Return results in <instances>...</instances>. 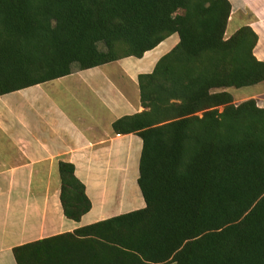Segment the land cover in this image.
<instances>
[{
  "label": "trees",
  "instance_id": "16d2710c",
  "mask_svg": "<svg viewBox=\"0 0 264 264\" xmlns=\"http://www.w3.org/2000/svg\"><path fill=\"white\" fill-rule=\"evenodd\" d=\"M228 0H0V95L178 42L139 74L141 112L112 123L142 141L145 207L101 223L138 264H264V107L227 89L264 81L256 33L225 37ZM65 217L90 209L85 186L58 163ZM13 248L37 264L39 244ZM121 250V249H120Z\"/></svg>",
  "mask_w": 264,
  "mask_h": 264
},
{
  "label": "crops",
  "instance_id": "0c3cea01",
  "mask_svg": "<svg viewBox=\"0 0 264 264\" xmlns=\"http://www.w3.org/2000/svg\"><path fill=\"white\" fill-rule=\"evenodd\" d=\"M229 1L228 36L249 26L257 35L253 54L264 61L262 5L242 0L248 5L243 14L237 0ZM177 42L173 34L140 58L75 66L65 76L0 95V264H17V246L61 235L39 244L37 264H138L106 241L107 226L74 231L145 207L137 185L142 141L134 133L115 134L112 123L144 109L138 76ZM253 86L237 104L253 98L264 107V81ZM59 162L73 165L90 201L78 221L63 213Z\"/></svg>",
  "mask_w": 264,
  "mask_h": 264
},
{
  "label": "rangeland",
  "instance_id": "374dc122",
  "mask_svg": "<svg viewBox=\"0 0 264 264\" xmlns=\"http://www.w3.org/2000/svg\"><path fill=\"white\" fill-rule=\"evenodd\" d=\"M248 1H249L248 4L249 3L255 4L257 2L260 3L262 5L261 6L262 7V11H264V0H248ZM234 6H237V9H242V10L244 9L243 14L246 13L245 10L248 8V5L245 2H242V0H237V4L234 5ZM232 29H233V25L231 23H229L227 28H226L225 37H228V35L232 31ZM168 45H170L169 42H167L165 44V46H168ZM253 88H256V87H254V86H246V87H241L239 89L228 88L227 91L230 94H232L234 104H237V99L240 98V96L249 95L252 92ZM241 101H243V100H240V102Z\"/></svg>",
  "mask_w": 264,
  "mask_h": 264
}]
</instances>
